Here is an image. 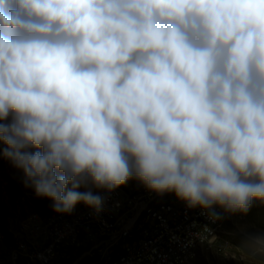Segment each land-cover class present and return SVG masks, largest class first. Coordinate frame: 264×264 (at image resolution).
Wrapping results in <instances>:
<instances>
[{
	"label": "clouds",
	"instance_id": "clouds-1",
	"mask_svg": "<svg viewBox=\"0 0 264 264\" xmlns=\"http://www.w3.org/2000/svg\"><path fill=\"white\" fill-rule=\"evenodd\" d=\"M0 145L56 213L99 212L90 186L136 178L213 222L247 214L264 203V0H0Z\"/></svg>",
	"mask_w": 264,
	"mask_h": 264
},
{
	"label": "built area",
	"instance_id": "built-area-1",
	"mask_svg": "<svg viewBox=\"0 0 264 264\" xmlns=\"http://www.w3.org/2000/svg\"><path fill=\"white\" fill-rule=\"evenodd\" d=\"M93 194L104 200L99 212L80 203L60 214L52 203L39 209L33 192L19 197L14 225H0V264H194L233 214L214 206L213 222L174 191L159 194L141 181Z\"/></svg>",
	"mask_w": 264,
	"mask_h": 264
},
{
	"label": "rangeland",
	"instance_id": "rangeland-1",
	"mask_svg": "<svg viewBox=\"0 0 264 264\" xmlns=\"http://www.w3.org/2000/svg\"><path fill=\"white\" fill-rule=\"evenodd\" d=\"M139 181L132 178L123 185L136 187ZM95 189L90 186L92 192ZM31 192L34 193L23 184L22 173L0 155L1 226L11 228L14 225L17 199ZM36 203L47 207L52 201L39 198ZM23 214H26V209H23ZM261 236H264V203L254 199L247 214L236 212L230 216L216 243L200 248L194 264H264V238L257 239Z\"/></svg>",
	"mask_w": 264,
	"mask_h": 264
},
{
	"label": "trees",
	"instance_id": "trees-1",
	"mask_svg": "<svg viewBox=\"0 0 264 264\" xmlns=\"http://www.w3.org/2000/svg\"><path fill=\"white\" fill-rule=\"evenodd\" d=\"M38 208H39V209H45V208H46V204H39V205H38Z\"/></svg>",
	"mask_w": 264,
	"mask_h": 264
},
{
	"label": "bare ground",
	"instance_id": "bare-ground-1",
	"mask_svg": "<svg viewBox=\"0 0 264 264\" xmlns=\"http://www.w3.org/2000/svg\"><path fill=\"white\" fill-rule=\"evenodd\" d=\"M168 192H170V191H166V192H164V193H168Z\"/></svg>",
	"mask_w": 264,
	"mask_h": 264
}]
</instances>
